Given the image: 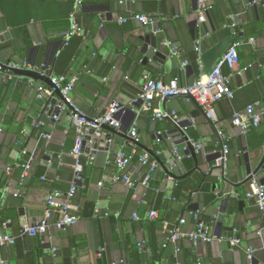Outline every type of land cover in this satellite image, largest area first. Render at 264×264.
Listing matches in <instances>:
<instances>
[{
    "label": "crops",
    "instance_id": "0c3cea01",
    "mask_svg": "<svg viewBox=\"0 0 264 264\" xmlns=\"http://www.w3.org/2000/svg\"><path fill=\"white\" fill-rule=\"evenodd\" d=\"M252 1L211 0L214 8L205 23L199 21L200 0H90L85 4L79 18L86 38L76 47L70 66H62L66 77L78 78L72 97L90 118L104 114L113 101L129 106L140 92L145 73L163 82L177 79L183 86L192 85L199 62L209 72L234 41L244 44L236 69L224 68L234 98L214 105L212 123L184 98L169 100L165 106L155 101L151 111L135 113L140 152L161 151L162 165L172 171L168 155L173 156V145L182 149L187 142L175 133L173 122L158 120L155 114L176 112L190 141L203 144L196 155L199 168L193 158H184L180 162L189 175L170 180L160 165L145 186L147 171L135 161L127 170L137 181L131 189L112 182L120 174L114 157L129 141L113 135L96 151L99 139L93 146L87 143L83 160L91 152L96 159L85 169V188L74 199L79 221L66 232L51 229L47 236L19 238L24 224L43 219L50 193L69 189L74 179L70 151L75 128L68 115L58 122L52 121L50 112L40 115L38 95L48 89L45 82L31 86L26 77H13L7 83L0 79V222L10 221V233L18 237L15 246H0V264H251L249 250L254 251L257 264H264V212L255 199L246 197L250 183H244L248 171L256 170L264 159V123L247 135L232 123L236 112L252 104L260 103L264 109V3L252 6ZM73 11L74 0H0V62L52 66L64 52ZM132 13L151 14L159 20L152 31L158 39L157 51L140 40L148 27L134 21L119 23ZM165 41L179 48L178 55L163 47ZM158 52L163 58L155 60ZM196 55L198 69L192 66ZM122 119L127 126L128 117ZM36 122L41 125L36 127ZM44 134L51 139H43ZM224 146L229 153L222 169L223 158L213 161L212 155ZM26 160L30 174L23 183L17 164ZM254 179L264 184V165ZM183 180L198 190H182L186 199H176L177 182ZM152 211L158 213L157 219L150 218ZM197 211L213 222L211 233L216 240L195 246L183 239L163 249L181 218L186 219L183 232L195 229L191 213ZM233 237L240 240L239 245L231 242Z\"/></svg>",
    "mask_w": 264,
    "mask_h": 264
},
{
    "label": "built area",
    "instance_id": "2783aa9c",
    "mask_svg": "<svg viewBox=\"0 0 264 264\" xmlns=\"http://www.w3.org/2000/svg\"><path fill=\"white\" fill-rule=\"evenodd\" d=\"M86 1L87 0H74V11L70 15L71 28L65 36V46H68V42L71 38L75 36L80 37L84 34V28L79 23V14L82 12ZM122 1L126 2L129 0ZM209 1L211 0H200V23L206 22L209 12L214 8ZM263 3L264 0H253L250 5H262ZM129 21H134L146 28H156L159 23V20L154 15L145 13H132L129 18L121 17L119 19L120 24H127ZM231 26L232 28H236L237 24L233 23ZM248 42L253 44L254 39H250ZM243 44V40L239 39L234 41L224 57L209 72H207L199 62L198 75L192 85L183 86L177 79L163 82L145 73L140 92L130 102L129 106H122L117 101H113L104 114L94 118L88 117L73 100L72 96L78 82L77 77L68 78L64 75H55L52 66L46 63L36 65L28 61L22 63L0 62V79L3 83L9 82L13 77H19L15 73L22 71L35 72L42 77H48L51 86L41 91L38 95V100L41 103L40 115L51 112L52 114L50 117L53 122H58L62 115H68L76 132V140L70 151V156L74 160L72 165L74 179L69 189L67 191L54 190L50 193L46 199V210L43 219L33 224H24L21 227L19 238L47 236L50 234L51 229H55L59 232H66L79 221V216L74 213L76 209L74 199L78 192L85 188L83 177L85 169L96 159L95 153L91 152L86 158V161L83 160L86 156V143L93 146L94 142L100 139L104 134V126H110L116 130L122 129L124 126L122 118L127 116V109L136 114H140L141 112L151 111L154 108L155 101L162 103L166 98L190 96L204 110L209 119L216 120L214 105L218 102L232 100L234 98L231 79L224 74V68H228L232 71L236 69L240 62L239 48ZM163 47L169 48L172 56L178 55L179 48L174 46L171 42L165 41ZM28 81L31 86L35 84V80L31 78H28ZM58 91L61 94V98L56 100L55 96ZM186 100L191 103L190 99ZM155 117L158 120H169L173 122L175 127L183 128V120L180 119L174 111H160L155 114ZM232 123L239 128L243 135H247L253 128H259L264 123V109L261 107L260 103L252 104L244 111L236 112L232 118ZM40 125L39 122L35 123L36 127ZM92 130H94V135H90ZM129 137L132 141L124 145L122 150L114 157L113 164L120 171V174L114 176L112 182L114 184L124 183L131 189L135 188L137 181L132 179L131 175L127 173V170L136 161L147 171L142 184L148 186L154 173L160 169L158 158L162 155V152L157 151L155 156L140 152L137 121L133 122L129 131ZM42 138L50 140L51 136L44 134ZM88 138L89 140H87ZM191 144L195 155L203 150V144L195 142H191ZM223 148L226 156L229 153V148L228 146H224ZM94 151L96 150L94 149ZM22 153L23 155H27L26 150ZM172 154L177 161H182L184 158H192L188 143L187 146H184L182 149L173 145ZM32 160L33 159H31V161ZM18 167L24 170L21 177V181L24 183L30 174V163L19 165ZM11 171L12 168H9L7 173L9 174ZM172 179L173 178L170 177V180ZM42 180H46V177H43ZM249 183L250 189L246 197L255 199L258 208L264 212V184L259 183L255 179L251 180ZM102 185L103 183L99 184L100 187ZM191 214L196 220L195 229L192 232H183L181 226L186 225V219L181 218L179 220V226H175L170 230L166 243H176L183 239H189L195 246H198L199 244H209L216 240V237L211 233L213 222L204 220L199 211L192 212ZM109 215V213H106L107 217ZM115 216L119 217L120 214L116 213ZM137 218L138 217L135 216V219ZM150 218L153 220L157 219L158 213L152 211L150 213ZM214 219H217V216H214ZM10 229V221L0 222V246L13 247L16 245L18 237L13 236L10 233ZM259 233L261 232L259 231ZM231 242L234 245L240 244V240L237 237H233ZM56 250V248H53V252H56ZM253 254L254 251L249 250L248 257L251 261L253 260Z\"/></svg>",
    "mask_w": 264,
    "mask_h": 264
},
{
    "label": "water",
    "instance_id": "95a60500",
    "mask_svg": "<svg viewBox=\"0 0 264 264\" xmlns=\"http://www.w3.org/2000/svg\"><path fill=\"white\" fill-rule=\"evenodd\" d=\"M153 27H148L147 28V35L145 37H141L140 40L142 42H144L146 45L148 46H151L153 49H155L157 51L158 49V39L157 37H155V35L152 33L153 31ZM160 58H163V55L158 52L156 53V58L155 60H159ZM17 76H21V77H26V78H31L35 81H42V82H45L47 85L51 86V82H50V79L48 77H42L41 75H39L38 73H35V72H28V71H22V72H16L15 73ZM57 96L59 98H61V94L60 92L58 91L57 92ZM175 98H184V99H190L191 102L193 104L196 105V107L198 108V110L201 112V114L203 115H206L204 110L190 97V96H175V97H170V98H166L165 101H164V106L165 104L169 101V100H172V99H175ZM51 112H50V116H51ZM126 117H128V125L127 126H123L122 129L120 130H116L110 126H104L103 127V130H104V134L102 135V137L95 143V146H94V149L95 150H98L99 146L101 143H103L104 141H111L112 140V137L113 135L115 136H118V137H121V138H124L128 141H132V139L129 137V131H130V127H131V124L132 122L135 120L136 118V114L135 112L127 109L126 110ZM209 119V118H208ZM209 121L212 123L211 119H209ZM175 133H178L180 135H182L184 137V142L186 141L190 147V151H191V154H192V158L193 160L195 161L196 163V167L197 169L199 168L198 167V160H197V156L194 154V149L192 147V144L190 141V139L187 137V135L185 134V131L183 130V128H178L176 127L175 129ZM90 135H94V130H92L90 132ZM89 140V138L87 139ZM89 146V144L86 143V146ZM150 155L152 156H155L154 153L152 151H149ZM169 158L171 159L170 161V165H171V169L172 171H170L168 168H165L160 159L158 158V161L160 163V165L164 168L165 172L170 176L172 177L173 179L175 180H181V179H184L186 178L189 174H186L185 170H184V167H183V163L180 162V161H177L172 155L171 153H169ZM222 164H221V168L222 169H225V154H224V148L222 147V150L220 153H216L214 155H212V160L213 161H217L219 159H222ZM264 165V159L262 161V163L259 165V167L256 169V170H249L248 171V177L245 179L244 183H249L251 180H253L255 177L258 176L259 172L262 170V167ZM225 181L228 182V180L224 179ZM235 186V185H234ZM237 187V186H236ZM229 198H231V196H229ZM258 262L256 260H252L251 261V264H257Z\"/></svg>",
    "mask_w": 264,
    "mask_h": 264
},
{
    "label": "trees",
    "instance_id": "16d2710c",
    "mask_svg": "<svg viewBox=\"0 0 264 264\" xmlns=\"http://www.w3.org/2000/svg\"><path fill=\"white\" fill-rule=\"evenodd\" d=\"M90 0H87L85 4H87ZM82 15V14H81ZM79 23L81 24V26L84 28V34L83 36H75L73 38H71L68 42V46H65V43H66V40L64 39V42H63V50L64 52L61 54V57L59 60H57L55 63L52 64V67L54 68V70L57 72V75H64L66 76L67 74H65V69H64V66H62L63 64H65L67 67L70 66V63H71V59H72V56L75 54V49L76 47H78L79 45H81V43L83 42V40L86 38V30H85V26L81 20V17L79 18ZM198 57L197 55L193 58L192 60V66L196 69H198V61H197ZM42 64H45V63H42ZM29 160V159H28ZM28 160L24 161V162H18V166L20 165H26ZM19 169H21L22 171V174H21V177L24 173V170L23 168L21 167H17ZM20 177V178H21ZM178 184V190L179 192L176 193V196L174 198L178 199V197H181V199H186L185 196L182 195V190H185V191H190L191 193L193 192H196V190H198V187L197 186H194L191 184L188 183V181L186 180H183V181H179L177 182ZM199 186V185H198ZM204 189V187H203ZM211 202H214L213 198L210 199V203ZM209 204V203H208ZM202 217V215H201ZM203 218V217H202ZM204 220H206L205 218H203ZM166 245V246H164ZM164 245H162L163 249H166L168 248V245L169 243H164Z\"/></svg>",
    "mask_w": 264,
    "mask_h": 264
}]
</instances>
